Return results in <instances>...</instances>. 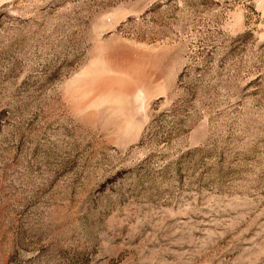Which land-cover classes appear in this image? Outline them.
<instances>
[{"label": "rangeland", "instance_id": "rangeland-1", "mask_svg": "<svg viewBox=\"0 0 264 264\" xmlns=\"http://www.w3.org/2000/svg\"><path fill=\"white\" fill-rule=\"evenodd\" d=\"M0 264H264V0H0Z\"/></svg>", "mask_w": 264, "mask_h": 264}]
</instances>
